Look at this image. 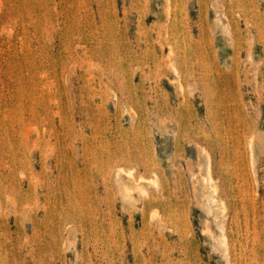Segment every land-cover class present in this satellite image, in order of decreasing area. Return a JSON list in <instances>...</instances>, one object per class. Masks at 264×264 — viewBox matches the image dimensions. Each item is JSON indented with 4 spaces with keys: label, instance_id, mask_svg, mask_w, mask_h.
I'll return each mask as SVG.
<instances>
[{
    "label": "rangeland",
    "instance_id": "374dc122",
    "mask_svg": "<svg viewBox=\"0 0 264 264\" xmlns=\"http://www.w3.org/2000/svg\"><path fill=\"white\" fill-rule=\"evenodd\" d=\"M0 264H264V0H0Z\"/></svg>",
    "mask_w": 264,
    "mask_h": 264
}]
</instances>
